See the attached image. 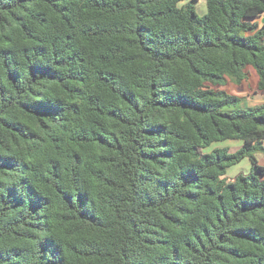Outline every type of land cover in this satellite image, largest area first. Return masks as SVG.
<instances>
[{
  "label": "trees",
  "instance_id": "16d2710c",
  "mask_svg": "<svg viewBox=\"0 0 264 264\" xmlns=\"http://www.w3.org/2000/svg\"><path fill=\"white\" fill-rule=\"evenodd\" d=\"M195 3L0 0V264H264V0Z\"/></svg>",
  "mask_w": 264,
  "mask_h": 264
},
{
  "label": "rangeland",
  "instance_id": "374dc122",
  "mask_svg": "<svg viewBox=\"0 0 264 264\" xmlns=\"http://www.w3.org/2000/svg\"><path fill=\"white\" fill-rule=\"evenodd\" d=\"M183 2L180 3V5ZM195 11L197 15L201 16L206 11L205 0H196L195 3ZM264 17H261L259 21H263ZM256 82V76L252 75L249 79L244 80L243 86H239L238 84L231 82L223 87L228 93L238 95L241 98L240 107L249 108L256 105L264 104V97L261 95L253 94L248 95L247 92L251 91V86H254ZM245 96V97H244ZM244 97V98H243ZM242 145L241 140H222L211 143L208 147H205L202 150L204 153H209L215 148L227 147L229 152H234ZM255 157L258 159L260 165L264 166V152L255 151ZM251 169V163L249 159L246 157L242 159L239 163H236L229 168H227L225 173V178L228 180L234 179L237 175L243 174L246 175L249 173ZM264 179V176L262 177Z\"/></svg>",
  "mask_w": 264,
  "mask_h": 264
}]
</instances>
